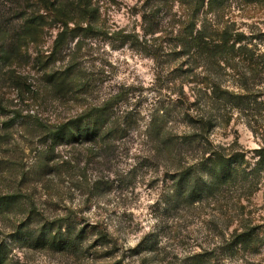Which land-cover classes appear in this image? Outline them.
I'll use <instances>...</instances> for the list:
<instances>
[{
    "label": "rangeland",
    "instance_id": "1",
    "mask_svg": "<svg viewBox=\"0 0 264 264\" xmlns=\"http://www.w3.org/2000/svg\"><path fill=\"white\" fill-rule=\"evenodd\" d=\"M91 3L99 7L98 21L94 11L91 28L70 37L56 59H47L44 67L38 60L46 59L60 24L44 28L38 44H27L21 36L29 29L25 31L22 24L26 16L39 10L38 0H0L3 264H193L195 254L220 242L211 232L215 222L227 223L218 208L209 204L165 203L170 175L179 161L175 156L154 152L152 140L136 128L101 155H91L87 145L54 147L48 131L117 92L123 99L115 110L145 116L143 124L151 113L176 103L180 96L176 82L182 81L191 113L218 114L208 139L212 145L225 147L237 139L242 147L255 148L260 141L256 117L235 109L221 116L225 111L211 103L204 91L213 81L233 90H241L245 79L249 87H264V68L257 76L255 66H248L242 58L227 60L229 64L220 67L207 66L203 57L189 63L188 56H177L175 35L183 19L178 2ZM216 21L233 33H242V43L260 54L264 64L263 1L229 0ZM66 66L84 89L66 85L55 90L47 81V68L52 72ZM177 112L171 129L188 130ZM259 122L264 124V117ZM194 160L190 154L181 164ZM252 201L264 209V186ZM67 227L84 229L75 247L57 250L35 241L42 228L45 232ZM102 228L110 234L105 244L95 232ZM222 264H264V248L256 254L240 253Z\"/></svg>",
    "mask_w": 264,
    "mask_h": 264
},
{
    "label": "trees",
    "instance_id": "2",
    "mask_svg": "<svg viewBox=\"0 0 264 264\" xmlns=\"http://www.w3.org/2000/svg\"><path fill=\"white\" fill-rule=\"evenodd\" d=\"M168 1L178 2L183 10V19L178 21L179 28L175 35L174 50L177 56H188L189 63L192 58L203 57L207 66L214 64L220 67L229 64L227 60L242 58L248 62V66H255L257 76L263 71L260 54L242 43L244 35L233 33L229 27L216 21L229 0H163L164 3ZM38 2L39 10L24 18L22 26L25 31L28 28L29 32H24L21 37L27 44H38V37L44 28L53 23L60 24L46 59L38 60L44 66L47 59L49 62L56 59L70 37L88 31L94 11L96 23L100 10L96 5L92 7L91 0ZM71 21L74 22L73 26L69 25ZM84 22L86 26H83ZM176 68L182 69V66ZM47 70V81L55 90H61V86L66 85L80 89L85 87L80 79L77 80L70 66L52 72ZM176 86L180 93L176 103L171 108L162 107L151 113L143 124L141 120H145V116L115 110L123 99L122 93L117 92L100 104L49 129L51 145H87L91 155H101L113 149L115 141L126 137L132 128L138 129L140 135L152 140L154 152L161 156L173 155L179 160L175 172L170 173L171 189L165 203L174 206L209 204L218 208V215L222 213L227 223L220 225L215 222L216 225L212 227L214 231L211 232L213 236H219L220 242L195 254L193 264H222L240 253H259L264 248V209L257 207L252 197L264 186V124L259 122L264 117V87H249L248 79H245L239 86L241 90H233L213 81L209 89L204 91L211 103L225 111L221 116L228 115L227 109H235L252 118L256 117L254 122L260 130V134L256 131L260 141L257 147L247 149L237 139L225 147L212 145L208 139L218 114L209 111L191 113L184 84L182 81L176 82ZM194 103L195 100L189 105ZM176 109L177 114L181 113V118L186 120L188 130L177 132L171 129ZM190 154L195 160L187 165L181 164V160ZM166 172L169 173L170 169L166 168ZM234 223L235 227L232 226ZM98 226L96 223L95 229ZM42 230L35 241L57 250L75 247L77 238L80 239L84 234L83 228L76 230L74 227H67L63 231L61 228ZM95 232L101 244L109 240L110 234L104 228ZM4 261V253L0 252V264Z\"/></svg>",
    "mask_w": 264,
    "mask_h": 264
}]
</instances>
